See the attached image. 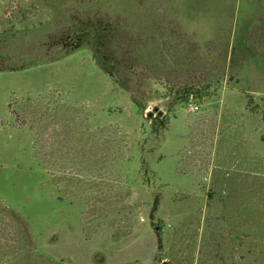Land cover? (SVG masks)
<instances>
[{
	"label": "rangeland",
	"instance_id": "1",
	"mask_svg": "<svg viewBox=\"0 0 264 264\" xmlns=\"http://www.w3.org/2000/svg\"><path fill=\"white\" fill-rule=\"evenodd\" d=\"M1 59L0 261L264 264V0H0Z\"/></svg>",
	"mask_w": 264,
	"mask_h": 264
},
{
	"label": "crops",
	"instance_id": "2",
	"mask_svg": "<svg viewBox=\"0 0 264 264\" xmlns=\"http://www.w3.org/2000/svg\"><path fill=\"white\" fill-rule=\"evenodd\" d=\"M193 233L189 232L191 238L196 237L194 235L192 236ZM93 236L94 237H111V240L109 242L110 245L107 248H113V249L117 248L118 251H113L112 252L113 255H110V258L113 260V261L110 260V264H144L143 261H141V260H143V258L139 256L138 251H137V249L140 248L139 245L143 244L145 242L144 236L140 238L139 237L140 235L137 236V234L135 232L133 234H131L130 232H113L112 234H105V235L104 234H98L96 232ZM176 236L180 237L183 235L177 234ZM186 236L188 237L189 235H186ZM119 237H121L122 239H119V240L112 239V238H119ZM130 237H133V238L135 237V239L130 240L129 239ZM188 244L190 246H192L194 244L193 240L188 241ZM128 248H132V250H133L132 252L134 253V255H132L130 257V259H125V260L121 259L120 257L122 255H124V252H126L125 249H128ZM193 248L197 252L199 247L196 245ZM59 250H60V248H59ZM73 250H74V248H73ZM73 250H71L73 255L69 256L71 261L68 260V264H75V262H76L74 260V258H76V256L74 255L75 252ZM15 251H16V249L14 250V252ZM64 251L66 252V250H64ZM20 252H21L20 255H17V256L15 255L13 257H8V258L3 259V261H0V264H6L8 262H9L8 264H50V261H49V259H50V256H49L50 248L47 245H42L41 247H38V246L35 247L33 245L26 246V247L21 248ZM57 252L58 253H64L62 251H57ZM27 253H36V254L38 253L39 255H37L38 257H35L34 255L27 257ZM118 253H120L121 256L113 258V256L118 255ZM24 254H26V256ZM65 255H66L65 253L62 256L58 255L52 264H60V263L66 264ZM99 256L94 261L97 264H107V263H105L107 260L105 258H100ZM58 258L61 259V261L58 262ZM63 260H64V262H63ZM149 262H150L149 264H153V262H151V261H149ZM184 264H197V262L194 260L193 263L191 262V263H184ZM222 264H225V263L223 262Z\"/></svg>",
	"mask_w": 264,
	"mask_h": 264
},
{
	"label": "trees",
	"instance_id": "3",
	"mask_svg": "<svg viewBox=\"0 0 264 264\" xmlns=\"http://www.w3.org/2000/svg\"><path fill=\"white\" fill-rule=\"evenodd\" d=\"M93 27H94V24L91 21H87L84 24V26L82 27V30H81L82 32L80 33V36L82 37L83 35H86L87 33H91L92 31H94L93 30ZM84 31H86V32H84ZM13 45L14 44H12L11 42H9L7 44L5 43V41L3 42V46L6 48L7 52L10 53L12 51V49H14V51L16 52V54H18L19 53L18 52L19 50H17V45L18 44L15 45V46H13ZM20 51H21V49H20ZM2 54H4V53H2ZM5 54H8V53H5ZM5 54L3 56H5ZM15 58H16V56H13V59H15ZM8 59H10V58H8ZM12 61L13 60H8L7 62H5V60H2V62H1L2 63V68H0V69L3 71L5 69H7V68L14 67L13 65H15V64ZM103 63L106 64V65H108V60L103 59ZM25 66H26V64L23 65V67H25ZM160 246H161V244H160V241H159V247Z\"/></svg>",
	"mask_w": 264,
	"mask_h": 264
},
{
	"label": "water",
	"instance_id": "4",
	"mask_svg": "<svg viewBox=\"0 0 264 264\" xmlns=\"http://www.w3.org/2000/svg\"><path fill=\"white\" fill-rule=\"evenodd\" d=\"M261 102H262L261 98H260V97L257 98V103H261ZM156 110H158V108H156ZM160 114H163V111H160ZM149 116H153V113L150 112V113H149ZM164 264H168V263H164Z\"/></svg>",
	"mask_w": 264,
	"mask_h": 264
},
{
	"label": "built area",
	"instance_id": "5",
	"mask_svg": "<svg viewBox=\"0 0 264 264\" xmlns=\"http://www.w3.org/2000/svg\"><path fill=\"white\" fill-rule=\"evenodd\" d=\"M191 109H193V110H195V109H198V106H197V105H194V104H192V105H191Z\"/></svg>",
	"mask_w": 264,
	"mask_h": 264
}]
</instances>
